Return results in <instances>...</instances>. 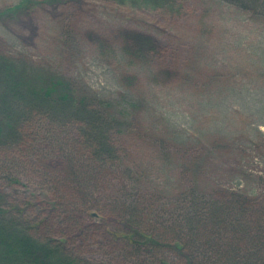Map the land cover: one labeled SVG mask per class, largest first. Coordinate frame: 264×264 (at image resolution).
<instances>
[{
	"label": "rangeland",
	"instance_id": "374dc122",
	"mask_svg": "<svg viewBox=\"0 0 264 264\" xmlns=\"http://www.w3.org/2000/svg\"><path fill=\"white\" fill-rule=\"evenodd\" d=\"M0 125L43 264H264V0H0Z\"/></svg>",
	"mask_w": 264,
	"mask_h": 264
},
{
	"label": "trees",
	"instance_id": "16d2710c",
	"mask_svg": "<svg viewBox=\"0 0 264 264\" xmlns=\"http://www.w3.org/2000/svg\"><path fill=\"white\" fill-rule=\"evenodd\" d=\"M24 1V0H23ZM52 91V88H48V89H45V93L46 94H50ZM62 96H65V93H63ZM80 100L78 99V102L79 103ZM2 127L0 125V137L2 135ZM3 219L5 218H0V248H1V251L7 255V256H11V255H19V256H26L27 258L28 257H31V259H33L34 262H38V259L40 260V263H42V261H46L48 262L47 258L49 257L47 254H42V258L40 257L39 254H37L38 252L37 251H42L44 249L43 248H38L37 247V244L35 243V240L34 238L27 234L26 232L23 233L21 232V236L20 237H17V235H13V233L15 232L14 230H10V233H12V235L7 234L6 232H4V229H3V224H2V221ZM232 221H235L234 219H232L230 222H226V223H229L231 224ZM215 224H217V222L215 221ZM2 229V230H1ZM3 231V232H2ZM4 233V234H3ZM227 263H230V264H237L238 261L236 259H234L233 257H229ZM44 262V263H46ZM57 264H63L62 261L58 262Z\"/></svg>",
	"mask_w": 264,
	"mask_h": 264
}]
</instances>
